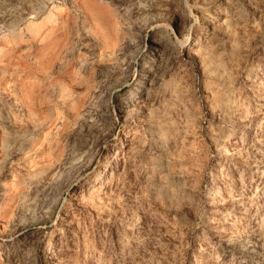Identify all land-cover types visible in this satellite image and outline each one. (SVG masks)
Instances as JSON below:
<instances>
[{"label":"rangeland","instance_id":"1","mask_svg":"<svg viewBox=\"0 0 264 264\" xmlns=\"http://www.w3.org/2000/svg\"><path fill=\"white\" fill-rule=\"evenodd\" d=\"M0 264H264V0H0Z\"/></svg>","mask_w":264,"mask_h":264}]
</instances>
